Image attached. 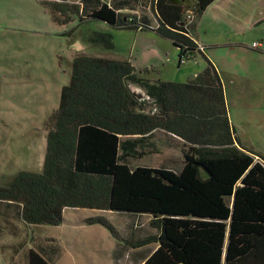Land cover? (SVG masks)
<instances>
[{"label":"trees","instance_id":"16d2710c","mask_svg":"<svg viewBox=\"0 0 264 264\" xmlns=\"http://www.w3.org/2000/svg\"><path fill=\"white\" fill-rule=\"evenodd\" d=\"M213 1L41 0L57 25L153 30L177 48L179 65L197 54L206 65L183 82L150 80L147 67L101 50L113 48L111 35L88 32L98 53L73 56L43 121L41 170L0 185V233L15 234L16 222L58 226L64 211L88 209L121 220L119 230L104 216L84 222L104 226L141 264H264V157L240 144L208 47L192 36ZM153 152L167 155L157 167L145 158ZM33 240L11 246V264H52L59 246Z\"/></svg>","mask_w":264,"mask_h":264},{"label":"rangeland","instance_id":"374dc122","mask_svg":"<svg viewBox=\"0 0 264 264\" xmlns=\"http://www.w3.org/2000/svg\"><path fill=\"white\" fill-rule=\"evenodd\" d=\"M243 1L250 6L242 8L239 21L230 12L219 20L214 18L208 22L209 11L206 10L201 18H194L195 33L208 46L206 52L212 48L210 53L218 57L222 79L230 82L226 105L240 144L264 155L263 126L260 130L257 126L260 124L257 120L260 110L258 105L256 108L251 106L256 101L264 105V91L258 99L250 95L255 91V84L264 82V72H258L257 65L252 62L259 51H264V46L259 51L249 46L251 41L264 39V22L256 25L254 15L249 12V8L258 10L263 7L264 0ZM236 7L237 0H228V10ZM72 27L73 24L54 23L41 0H0V185H7L19 170H41L45 152L43 121L58 105L60 88L68 82L75 53H98L99 49L87 41V33L91 30L111 35L113 48L101 49L108 56L127 59L142 68L150 61L154 67L146 64L149 73L145 74L150 80L178 79L177 82H181L190 69L200 70L195 60L205 63L197 54L194 59L177 66L178 53L173 51L163 68L156 55L160 46L155 42L154 32L117 30L96 20L77 24L71 30ZM212 43L218 46H210ZM161 44L168 56L173 44L169 41ZM167 56L163 53L165 59ZM234 77L237 80L232 84ZM163 151L176 153L178 149L166 147ZM166 156L153 152L145 158L151 167H157ZM96 216H104L116 230L122 224L111 215L88 209L66 210L64 222L59 226H30L16 222L19 230L15 234L11 235L7 230L0 233V264H11L12 243L23 240L22 247H32L33 239L34 242L43 241V244L55 241L61 246L62 257L57 264H110L108 253L115 237L100 224L87 225L84 222L86 218ZM7 243L10 246L1 249V245Z\"/></svg>","mask_w":264,"mask_h":264},{"label":"crops","instance_id":"0c3cea01","mask_svg":"<svg viewBox=\"0 0 264 264\" xmlns=\"http://www.w3.org/2000/svg\"><path fill=\"white\" fill-rule=\"evenodd\" d=\"M68 2H73V3H79L80 2V0H67ZM104 1H108V0H104ZM227 4H228V0H214L205 10H204V12H206V10H208L209 11V17H208V22H211V21H213L214 20V18H215V21L216 20H219L220 19V17H222L223 18V16H224V14L225 13H230V12H232V17H234V18H237V21H239V13L241 12V10H242V8L243 7H249L250 6V4L248 3V2H244L243 0H237V7L236 8H233V9H231V10H228L227 8H226V6H227ZM203 12V13H204ZM249 12H250V14H253L254 15V20H256L255 22V24L256 25H261V24H263V22H264V6L263 7H259L258 8V10H256V9H252V8H249ZM242 14V13H241ZM203 15V14H202ZM200 18H201V16H200ZM200 20V19H199ZM199 22V21H198ZM196 25V23H194V27H193V30H192V36H193V38L197 41V42H199V43H204L205 41L202 39V37H200L198 34H196L195 33V26ZM154 32L153 30H147L146 32ZM135 32H144V31H140V30H135ZM236 33H237V31H236ZM154 34H155V36L157 37V40L155 41L157 44H158V46H160V51L158 52V53H156V55H157V57L159 58V60L158 61H160V65L161 66H163V68L165 67V65L167 64L166 62H168V59H170V57L172 56V53H173V51H175V54H177V48H175L173 45V47L170 49L171 50V52L170 51H168V56H167V54L165 53V48H163V44H161V43H163L164 41H169V40H167V39H165V38H162V37H160V36H158V35H156V33L154 32ZM263 34H264V30H263ZM263 40L264 39H262V38H260V40L258 41V40H256V41H258L259 43H260V45L258 46V47H256V48H252L251 47V43L252 42H255V40L254 41H251V43H250V48L251 49H253V50H260V48L262 47L263 48V46H264V43H263ZM170 42V41H169ZM171 43V42H170ZM205 45V44H204ZM207 46V45H206ZM210 46H218L216 43H212V44H210ZM234 46H236L237 47V45H234ZM165 47H167V46H165ZM208 47V46H207ZM235 47V48H236ZM212 50V48L211 47H209V52H206V50H205V54H206V56L207 57H209L208 59L213 63V65L215 66V68L217 69V71H218V73H219V75H220V78H221V81H222V84H223V87H224V92H225V100L226 101H228V98H227V92L228 91H230L228 88V85H229V81L227 80V81H224L223 79H222V71H221V65H220V63H219V61H218V57H214V55L212 54V53H210V51ZM163 53L167 56V58L165 59L164 57H163ZM228 53V52H227ZM264 51H259L255 56H254V59L252 60V62L254 63V64H256L257 66H256V68H257V71L259 72V71H263L264 72ZM177 56V55H176ZM108 57H110V58H115V59H120V58H117V57H112V56H108ZM196 61V64L195 65H199L200 66V70L199 71H201L204 67H205V63L204 62H202L201 60H195ZM146 64H150L149 66H150V68H153L154 67V65L152 64V63H150V61L148 62V63H145V65H144V67L143 68H145V67H149V66H147ZM134 66V65H133ZM177 66H180V65H177ZM135 68H142V67H136V66H134ZM226 69V68H225ZM162 68H160L159 69V71L160 72H162ZM199 71H195V70H189L187 73H185L183 76V78H184V80L183 81H185V80H187V79H189V78H192V77H194ZM221 73V74H220ZM158 79H160V78H158ZM235 80H237V77H234V81H231V83L232 84H235ZM174 81H178V79H174ZM183 81H181V82H183ZM263 91H264V82L263 81H260L259 83H257V84H255V91L254 92H251L250 93V95L251 96H257V99L259 98V96H261L262 95V93H263ZM263 98H264V95H263ZM227 104V103H226ZM258 105V110H260L259 111V115L257 116V120H260V124H258L257 126H258V128H259V130H260V128H262V126H263V132H264V105H262V104H260V103H258L257 101L256 102H254L253 103V105H251V106H253V108H256V106ZM257 110V111H258ZM256 112V111H255ZM254 112V113H255ZM253 113V114H254ZM229 118H230V115H229ZM159 145H160V142L158 141L157 142ZM162 148H166L167 146H162V145H160ZM158 147V146H157ZM263 157H264V155L262 154V153H260ZM65 212V211H64ZM98 212H101V211H98ZM63 220H64V213H63ZM64 221H62V223H63ZM61 223V224H62ZM60 224V225H61ZM90 225H95V224H90ZM59 226V225H58ZM122 232V236L123 237H127L124 233H129V232H127V231H125L124 230V232L123 231H121ZM26 235V234H25ZM25 235H24V237H25ZM112 241H113V244H112V246H111V248H110V250H109V253H108V257H109V261H110V264H126L125 262H127L128 264H141V260L140 261H138V262H136V258H135V255H132L133 253H131L130 254V250L129 249H126L125 247H127V248H129L128 246H125V245H123L122 244V246H119V245H116L115 244V239H112ZM18 244V242H15L14 243V246L15 245H17ZM12 245H13V243H12ZM59 246V245H58ZM23 249L24 248H27V247H22ZM55 254H57V256L56 257H54L53 259H51V261H52V264H57V262H59L60 261V258L62 257V250H61V246H59V251H57V253H55ZM47 256V254L45 255V257ZM17 255H13V259L15 260V259H17ZM9 263H11V261H9Z\"/></svg>","mask_w":264,"mask_h":264},{"label":"built area","instance_id":"2783aa9c","mask_svg":"<svg viewBox=\"0 0 264 264\" xmlns=\"http://www.w3.org/2000/svg\"><path fill=\"white\" fill-rule=\"evenodd\" d=\"M259 45H260V43L258 41L251 43V47H253V48L258 47Z\"/></svg>","mask_w":264,"mask_h":264},{"label":"clouds","instance_id":"9594fccd","mask_svg":"<svg viewBox=\"0 0 264 264\" xmlns=\"http://www.w3.org/2000/svg\"><path fill=\"white\" fill-rule=\"evenodd\" d=\"M253 48V47H252Z\"/></svg>","mask_w":264,"mask_h":264}]
</instances>
